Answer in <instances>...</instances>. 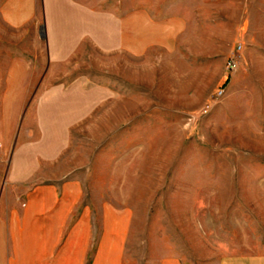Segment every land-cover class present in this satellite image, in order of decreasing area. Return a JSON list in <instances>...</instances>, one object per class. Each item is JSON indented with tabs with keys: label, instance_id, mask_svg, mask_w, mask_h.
I'll list each match as a JSON object with an SVG mask.
<instances>
[{
	"label": "rangeland",
	"instance_id": "obj_1",
	"mask_svg": "<svg viewBox=\"0 0 264 264\" xmlns=\"http://www.w3.org/2000/svg\"><path fill=\"white\" fill-rule=\"evenodd\" d=\"M84 1L119 15L156 0ZM199 1L202 41L183 32L174 49L139 56L84 42L50 81L82 80L108 96L69 129L60 158L35 179H75L86 200L128 210L124 264L264 254V0ZM0 33H9L1 21ZM238 45L241 63L228 80L226 62ZM18 50L32 49L2 54ZM199 51L208 53L202 61Z\"/></svg>",
	"mask_w": 264,
	"mask_h": 264
},
{
	"label": "crops",
	"instance_id": "obj_2",
	"mask_svg": "<svg viewBox=\"0 0 264 264\" xmlns=\"http://www.w3.org/2000/svg\"><path fill=\"white\" fill-rule=\"evenodd\" d=\"M0 21L9 32L0 33V264H124L128 210L86 200L78 180L35 179L60 158L69 129L108 96L82 80L50 81L84 42L139 56L151 47L174 49L183 32L202 41V1H137L118 15L84 0H0ZM25 47L32 50L2 54ZM194 55L202 61L208 53ZM155 264L182 262L163 256ZM217 264H264V254Z\"/></svg>",
	"mask_w": 264,
	"mask_h": 264
},
{
	"label": "built area",
	"instance_id": "obj_3",
	"mask_svg": "<svg viewBox=\"0 0 264 264\" xmlns=\"http://www.w3.org/2000/svg\"><path fill=\"white\" fill-rule=\"evenodd\" d=\"M241 46L238 45L237 48L232 51L226 62V79H231L234 74L237 72L240 63H241V55H240ZM224 94V87L219 88L215 92V96L217 98L221 97Z\"/></svg>",
	"mask_w": 264,
	"mask_h": 264
}]
</instances>
